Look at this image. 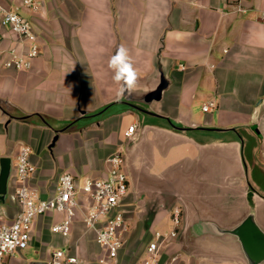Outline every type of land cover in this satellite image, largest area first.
<instances>
[{
	"label": "crops",
	"instance_id": "obj_1",
	"mask_svg": "<svg viewBox=\"0 0 264 264\" xmlns=\"http://www.w3.org/2000/svg\"><path fill=\"white\" fill-rule=\"evenodd\" d=\"M36 1L32 8L0 0L32 22L40 48L28 70L0 66V157L12 158L9 191L23 146L35 168L26 184L43 199L56 194L63 173L79 185L106 177V158L121 150L131 224L119 264H144L156 226L174 208L181 220L165 232L176 236L162 241L159 264H247L219 241L189 242L186 233L196 218L229 227L251 208L264 227V0ZM0 32L5 49L26 43L3 25ZM121 46L138 72L135 91L123 96L109 67ZM161 82L160 98L148 101ZM210 99L218 107L204 111ZM20 208L1 203L0 224ZM65 217L38 216L28 246L6 263L50 264L63 250L99 264L105 250L81 209L69 235L52 231Z\"/></svg>",
	"mask_w": 264,
	"mask_h": 264
},
{
	"label": "built area",
	"instance_id": "obj_2",
	"mask_svg": "<svg viewBox=\"0 0 264 264\" xmlns=\"http://www.w3.org/2000/svg\"><path fill=\"white\" fill-rule=\"evenodd\" d=\"M32 8L37 7L36 0H22ZM242 10V8H240ZM264 21V11L260 17ZM0 25L9 28L26 42L22 49H5L4 35L0 32V66L16 70H28L33 59L40 53L38 34L32 22L18 11L0 5ZM184 69L185 66L182 65ZM218 107L215 99L208 100L203 109L212 112ZM138 123L131 124L127 135L132 137ZM31 148L23 146L17 158V185L9 191L8 200L18 203L20 211L11 222L0 224V264H7L6 255H12L25 249L30 241L34 220L49 211L66 213L61 222L52 225V231L67 236L71 233L76 210H82L83 222L93 229L97 243L104 248L105 255L99 264H119V254L130 224L126 220L125 198L130 188V181L125 170V157L121 150L106 158L109 166L108 175L100 178H86L81 185L76 183L70 173H63L58 178L57 192L50 198L43 199L26 184L35 168L29 160ZM1 172V166H0ZM82 195L83 199L78 197ZM173 218L180 222V209L174 208ZM176 236V231L162 233L156 231L154 238L146 247L144 264H159L162 241ZM50 264H85L77 255H66L63 250L53 252Z\"/></svg>",
	"mask_w": 264,
	"mask_h": 264
},
{
	"label": "water",
	"instance_id": "obj_3",
	"mask_svg": "<svg viewBox=\"0 0 264 264\" xmlns=\"http://www.w3.org/2000/svg\"><path fill=\"white\" fill-rule=\"evenodd\" d=\"M164 86L165 82H161L156 90L148 94V101L154 98L159 99ZM175 127L186 129L177 125ZM0 166L1 204L6 203L8 200L12 158L9 156L0 157ZM186 237L189 242H194L203 237L209 238L212 241L217 240L226 247L239 252L247 264H264V227L258 222L254 208H251L238 223L229 227L223 226L212 219L196 218L188 227ZM30 264L47 263L34 261Z\"/></svg>",
	"mask_w": 264,
	"mask_h": 264
},
{
	"label": "clouds",
	"instance_id": "obj_4",
	"mask_svg": "<svg viewBox=\"0 0 264 264\" xmlns=\"http://www.w3.org/2000/svg\"><path fill=\"white\" fill-rule=\"evenodd\" d=\"M109 67L114 72V81L120 85L119 94L121 96L125 93L131 95L137 86L138 72L125 47L121 46L116 54L111 57Z\"/></svg>",
	"mask_w": 264,
	"mask_h": 264
},
{
	"label": "rangeland",
	"instance_id": "obj_5",
	"mask_svg": "<svg viewBox=\"0 0 264 264\" xmlns=\"http://www.w3.org/2000/svg\"><path fill=\"white\" fill-rule=\"evenodd\" d=\"M172 158V156H171ZM145 176L143 175V181H145ZM88 178V177H87ZM181 211V210H180ZM173 211L172 213H169L168 216H166L157 226H156V229L159 230L160 232L162 233H165V232H168L170 231L172 228H175V223H174V220H173ZM126 220L128 221L129 224H131V218L127 216V213H126ZM181 220V219H180ZM17 252V251H16ZM8 255L5 256V260L7 258Z\"/></svg>",
	"mask_w": 264,
	"mask_h": 264
}]
</instances>
